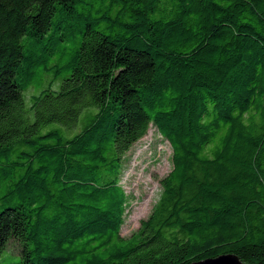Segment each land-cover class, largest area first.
<instances>
[{"label": "trees", "instance_id": "1", "mask_svg": "<svg viewBox=\"0 0 264 264\" xmlns=\"http://www.w3.org/2000/svg\"><path fill=\"white\" fill-rule=\"evenodd\" d=\"M171 169L120 234L125 153ZM264 264V0H0V256Z\"/></svg>", "mask_w": 264, "mask_h": 264}, {"label": "rangeland", "instance_id": "2", "mask_svg": "<svg viewBox=\"0 0 264 264\" xmlns=\"http://www.w3.org/2000/svg\"><path fill=\"white\" fill-rule=\"evenodd\" d=\"M171 169V147L150 126L147 133L125 153L120 184L129 196V206L120 234L128 237L158 199L159 180ZM15 242L11 241L0 256V264H18Z\"/></svg>", "mask_w": 264, "mask_h": 264}, {"label": "water", "instance_id": "3", "mask_svg": "<svg viewBox=\"0 0 264 264\" xmlns=\"http://www.w3.org/2000/svg\"><path fill=\"white\" fill-rule=\"evenodd\" d=\"M191 264H244V263L241 262L235 254L228 253L217 256L215 258H208L197 262H193Z\"/></svg>", "mask_w": 264, "mask_h": 264}]
</instances>
